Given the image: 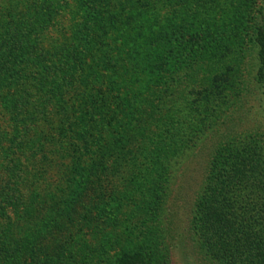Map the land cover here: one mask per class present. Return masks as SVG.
<instances>
[{
    "label": "rangeland",
    "instance_id": "374dc122",
    "mask_svg": "<svg viewBox=\"0 0 264 264\" xmlns=\"http://www.w3.org/2000/svg\"><path fill=\"white\" fill-rule=\"evenodd\" d=\"M83 24L102 44L86 60L73 32ZM199 28L213 31L219 63L148 83L155 70H139L130 41L149 63L147 47ZM261 29L264 0H0V263L116 264L143 243L153 264H215L198 251L192 211L218 140L264 134ZM102 55L105 78L84 75ZM24 212L29 226L10 240Z\"/></svg>",
    "mask_w": 264,
    "mask_h": 264
},
{
    "label": "trees",
    "instance_id": "16d2710c",
    "mask_svg": "<svg viewBox=\"0 0 264 264\" xmlns=\"http://www.w3.org/2000/svg\"><path fill=\"white\" fill-rule=\"evenodd\" d=\"M84 14H86L84 15L86 18L90 14L96 15L97 13L84 12ZM128 20L130 18L126 23H129ZM26 27L29 28L28 24ZM83 28H85L84 24L79 25L73 32H75V38L85 42L83 58L86 60L87 52H90V55L99 53L102 44L100 39L90 36L91 33L83 31ZM213 34L212 30L199 28L195 29L193 34L187 38L182 35L167 37L162 45L149 46L145 49L149 63H144L143 59L138 56V52L136 53L135 42L130 41V46L134 48L135 52L133 62L140 65L139 70L142 72L153 74L155 70L153 76L147 81L152 84L158 82V77H161L159 73L163 72V68L165 73L171 74L174 70L184 72L190 70L199 59H205L209 64L219 63L222 49ZM102 35H106V31L103 30ZM258 35L263 39H259L258 44L260 52H262L261 56L264 58V29L258 30ZM86 36L91 38L86 40ZM117 47L119 49L123 46L118 44ZM127 47L129 46L125 48ZM138 57L139 59H136ZM106 58V55H102L98 57L95 67L87 69L86 65H81L80 70H86L84 73L86 76L103 80L105 78L102 74L103 68L108 65ZM158 60L163 66L153 65ZM262 62L264 63V59ZM112 70L114 69L112 68ZM216 74L217 77L221 76L220 72H216ZM171 79L177 82L176 77L172 76ZM161 80L163 83L164 81L169 82L162 77ZM123 83L126 84V80H123ZM120 87H123L122 83ZM145 87L146 85L142 86L143 89ZM3 100L9 101L10 97L4 96ZM121 100L123 101V99ZM199 130L203 135L202 138H215L218 133L215 123L201 126ZM221 140L220 138L216 143L217 148L208 161L201 193L197 194L192 211L191 227L196 237L198 251L205 259L215 264H264V134L243 133L236 139L226 137L225 140ZM166 170L162 169L159 173L162 174ZM158 187L154 186L151 189L152 197L154 194V198L157 200L160 198V192L161 194L165 193ZM148 189L146 187V190ZM81 190L79 188L77 192L75 191L76 194L79 195ZM66 208L68 209L67 206ZM29 216V213L24 212L22 218H16L10 232V240L13 238L19 241V237L25 232V227L29 226ZM62 217L61 215L60 219H63ZM63 222L60 226L65 229L64 243L71 248L74 242L71 229L74 225L72 222ZM75 229L79 230V226ZM143 247V243L137 245L136 252L124 255L116 264H153L151 258L155 256L154 253H146ZM1 248L0 259L2 261L5 257L3 253L8 252L5 251L7 247L2 245ZM11 251L15 252V249H11ZM20 253L21 251L16 249V256H14L16 262L19 260L17 255ZM12 257L11 255L8 261L12 260ZM65 258L62 260L63 264H66ZM3 264H11V262Z\"/></svg>",
    "mask_w": 264,
    "mask_h": 264
}]
</instances>
